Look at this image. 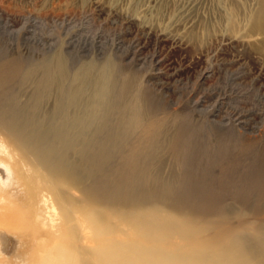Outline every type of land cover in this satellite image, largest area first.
Returning <instances> with one entry per match:
<instances>
[{"label":"bare ground","instance_id":"6f19581e","mask_svg":"<svg viewBox=\"0 0 264 264\" xmlns=\"http://www.w3.org/2000/svg\"><path fill=\"white\" fill-rule=\"evenodd\" d=\"M239 4L231 0L229 8L220 10L225 32L218 36L248 50L260 81L264 0L249 13ZM92 6L98 12L108 9L101 0H92ZM112 14L125 15L119 10ZM125 19L128 26L145 32L144 40H169L179 47L192 44L190 32L197 26L190 24L182 34L169 36L139 15ZM201 42L194 40L193 45L200 47ZM3 59L0 164L23 162L21 168L31 179L43 181L29 216L41 221L38 233L61 239L35 244L29 257L32 264H264V171L254 173L248 182L232 184L229 171L221 167L208 186L204 179L192 184L193 193L188 189L175 197L154 191L170 190L167 184L155 186L144 180L146 174L159 175L148 167L159 165L152 163V149L158 145L164 120L152 117L145 126L139 108L110 119L116 108L109 63L99 69L94 63L81 64L69 71L64 55L56 51L26 69L23 63L21 71L15 57ZM13 81L25 89L11 93ZM240 119L232 115L229 123ZM136 127L137 137L129 141L130 130ZM31 158L33 162L28 161ZM19 215L17 207L2 204L0 198V238H7L8 230L17 231Z\"/></svg>","mask_w":264,"mask_h":264},{"label":"rangeland","instance_id":"374dc122","mask_svg":"<svg viewBox=\"0 0 264 264\" xmlns=\"http://www.w3.org/2000/svg\"><path fill=\"white\" fill-rule=\"evenodd\" d=\"M230 1L101 0L108 11L98 12L92 0H0V60L15 57L20 69L24 65L26 69L57 51L64 55L69 71L81 64L94 63L98 68L109 63L116 108L110 119L139 108L145 126L153 118L164 120L158 145L152 149V163L159 162L158 168L148 167L151 174L157 171L159 175L146 174L144 180L155 186L157 182L167 184L170 190L154 191L175 197L188 189L193 193V185L204 179L208 186L221 167L229 171L228 182L245 183L264 171V78L257 80L248 50L241 51L218 36L225 32L220 10L229 8ZM237 1L247 13L258 2ZM114 10L139 15L169 36L182 34L194 23L198 27L190 32V42L200 40L201 46L146 41L144 31L128 26L125 15L115 16ZM260 73L264 74V64ZM15 81L20 83L17 77ZM15 81L17 88L7 84L11 93L25 89ZM216 113L223 122L219 123ZM235 114L241 119L230 124ZM138 132L137 127L130 130L128 140L133 142ZM2 162L1 202L19 209L16 221L20 226L0 238V264H32L29 257L35 244L61 239L38 233L41 221L29 216L43 181L31 179L21 168L23 162Z\"/></svg>","mask_w":264,"mask_h":264}]
</instances>
